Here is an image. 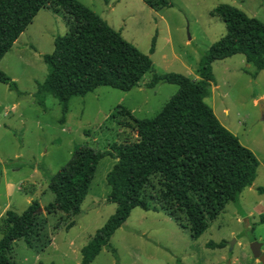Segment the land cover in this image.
<instances>
[{
	"label": "rangeland",
	"instance_id": "374dc122",
	"mask_svg": "<svg viewBox=\"0 0 264 264\" xmlns=\"http://www.w3.org/2000/svg\"><path fill=\"white\" fill-rule=\"evenodd\" d=\"M79 1L149 55L154 70L145 75L142 87L130 92L99 87L84 97H73L65 114L59 99L47 95L42 101L37 92L50 73L44 55L54 52L56 39L65 36L68 28L63 15L48 9L39 12L0 64L18 86L13 91L0 83V225L7 210L22 214L27 209L25 191L44 206L54 202L50 178L69 163L76 146L109 151L116 143L136 141L137 132L125 126L134 123L121 108L138 119L153 118L179 91L177 85L165 82L148 88L155 73L199 75L204 53L227 34L223 19L213 15L219 6H235L264 23V0H168L170 6L161 10L146 0ZM251 67L243 54L215 61V87L205 101L259 159L257 189L229 203L199 239H193L190 228L167 212L137 207L111 239L118 257L104 248L92 264H261L251 244L260 242L264 253L260 223L264 192L258 190L264 188V71L254 78L246 71ZM115 162L112 157L101 161L80 214L42 211L40 235L32 246L16 241L10 258L16 264H80L82 249L117 210L107 201L106 180ZM34 167L41 171L36 177ZM70 223L74 224L68 228ZM183 223L187 225L186 220Z\"/></svg>",
	"mask_w": 264,
	"mask_h": 264
},
{
	"label": "trees",
	"instance_id": "16d2710c",
	"mask_svg": "<svg viewBox=\"0 0 264 264\" xmlns=\"http://www.w3.org/2000/svg\"><path fill=\"white\" fill-rule=\"evenodd\" d=\"M146 2L158 10L170 6L168 0ZM45 9L64 16L68 33L56 39L52 54L44 55L50 73L39 84L37 97L42 101L47 95L59 99L65 114L73 97H84L99 87L130 92L142 87L145 75L154 70L149 55L79 0H0V64ZM213 15L223 19L227 34L202 56L200 79L155 73L148 88L165 82L177 85L179 91L150 119H138L121 108L134 123L124 125L137 132L136 141L116 143L109 151L76 146L69 163L50 178L54 202L43 208L34 200L22 214L7 211L0 225V264H16L10 258L16 241L24 240L32 246L31 241L43 228L42 211L72 217L81 213L106 157L116 161L106 180L110 187L107 201L116 204L117 210L82 249L80 264H92L104 248L118 257L111 239L137 207L167 212L184 228H190L193 239H199L229 203L237 202L247 188L254 186L259 159L220 122L205 100L216 81L215 61L243 54L252 66L247 73L256 78L264 71V23L228 4L219 6ZM0 83L18 91L17 83L1 67ZM258 190L263 192L264 188ZM260 223L264 224V215Z\"/></svg>",
	"mask_w": 264,
	"mask_h": 264
},
{
	"label": "crops",
	"instance_id": "0c3cea01",
	"mask_svg": "<svg viewBox=\"0 0 264 264\" xmlns=\"http://www.w3.org/2000/svg\"><path fill=\"white\" fill-rule=\"evenodd\" d=\"M193 79H195V80H198V79H200V76L198 75V76H195V78H193ZM214 86V85H213ZM215 87V86H214ZM213 92H214V90H213ZM9 114H8V112H6V114H5V116L7 117ZM261 165V164H260ZM15 171H17V172H19L20 171V169L19 170H15ZM36 174H41V171H39L38 169H36L35 167H34V175H33V177H36L35 175ZM22 189V188H21ZM257 189V187L255 186V183H254V186L253 187H251V188H247L245 191H252V190H256ZM23 190V189H22ZM244 191V192H245ZM243 192V193H244ZM261 192V191H260ZM264 192V191H263ZM263 192H262V194H263ZM242 193V194H243ZM25 197H26V204L28 205V207L31 205V203H32V201H34L35 200V195H32V194H30L29 192H27V191H25ZM263 201H261V203H262ZM41 203V202H40ZM41 205H43V204H41ZM27 207V208H28ZM43 208L45 207L44 205L42 206ZM8 211V210H7ZM6 213V212H5ZM259 213H261V212H259ZM251 215H252V212L250 213ZM264 215V213L263 214H261L260 216H263ZM261 218V217H260Z\"/></svg>",
	"mask_w": 264,
	"mask_h": 264
},
{
	"label": "water",
	"instance_id": "95a60500",
	"mask_svg": "<svg viewBox=\"0 0 264 264\" xmlns=\"http://www.w3.org/2000/svg\"><path fill=\"white\" fill-rule=\"evenodd\" d=\"M262 119L264 120V104L261 105ZM262 244L260 242H254L251 244V250L254 258L259 260L261 264H264V253L262 252Z\"/></svg>",
	"mask_w": 264,
	"mask_h": 264
}]
</instances>
